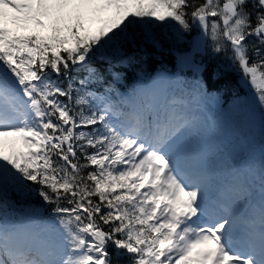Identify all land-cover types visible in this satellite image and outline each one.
Wrapping results in <instances>:
<instances>
[{
  "label": "snow or ice",
  "instance_id": "6c2138e0",
  "mask_svg": "<svg viewBox=\"0 0 264 264\" xmlns=\"http://www.w3.org/2000/svg\"><path fill=\"white\" fill-rule=\"evenodd\" d=\"M165 28L197 52L210 39L264 115V0H0V264H264V158L257 203L229 183L210 211L193 121L156 102L167 78L125 97L95 62L117 81ZM32 195L43 227L6 223Z\"/></svg>",
  "mask_w": 264,
  "mask_h": 264
},
{
  "label": "trees",
  "instance_id": "16d2710c",
  "mask_svg": "<svg viewBox=\"0 0 264 264\" xmlns=\"http://www.w3.org/2000/svg\"><path fill=\"white\" fill-rule=\"evenodd\" d=\"M91 27L95 29L96 27H99V25L93 24ZM162 32L164 40L161 46L148 48L146 51L144 50L143 44H140L138 48H133L131 54L135 55L137 60L134 62L132 67H128L129 71L120 70L124 78L128 77L130 73L139 71L141 68L147 71L152 69L154 63L157 62L156 60L160 52L159 48L168 45L167 41L170 40V35H172L167 28L163 29ZM194 34L195 33L185 35V40H190ZM109 55H115L118 57L120 53H109ZM213 67L216 69V66H210L204 79L206 80L207 92L212 97L217 98V103H222L224 107L231 111L241 112L244 110L248 106L249 100L246 92L242 90L238 84V74H232L223 69L216 72L213 71L210 75V68ZM262 117L264 119V115H262Z\"/></svg>",
  "mask_w": 264,
  "mask_h": 264
},
{
  "label": "rangeland",
  "instance_id": "374dc122",
  "mask_svg": "<svg viewBox=\"0 0 264 264\" xmlns=\"http://www.w3.org/2000/svg\"><path fill=\"white\" fill-rule=\"evenodd\" d=\"M242 83H243V84H245V83L243 82V80H242ZM245 85H246V84H245ZM246 86H247V85H246ZM247 91L249 92V89H248V87H247ZM192 156H193V158H194V159L196 158V157H195V156H196V154H195V153H194Z\"/></svg>",
  "mask_w": 264,
  "mask_h": 264
}]
</instances>
